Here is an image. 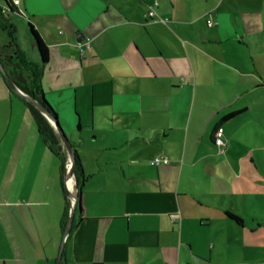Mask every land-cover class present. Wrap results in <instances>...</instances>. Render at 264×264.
Listing matches in <instances>:
<instances>
[{
  "label": "crops",
  "instance_id": "crops-1",
  "mask_svg": "<svg viewBox=\"0 0 264 264\" xmlns=\"http://www.w3.org/2000/svg\"><path fill=\"white\" fill-rule=\"evenodd\" d=\"M0 1L84 173L66 235L64 157L0 68V264H264V0Z\"/></svg>",
  "mask_w": 264,
  "mask_h": 264
},
{
  "label": "trees",
  "instance_id": "trees-1",
  "mask_svg": "<svg viewBox=\"0 0 264 264\" xmlns=\"http://www.w3.org/2000/svg\"><path fill=\"white\" fill-rule=\"evenodd\" d=\"M7 1V3L10 5V8L13 9V6H16L13 0H3ZM1 2V1H0ZM0 15H2L4 18L8 20V18L5 16L3 11V6L0 5ZM29 30L32 35V38L35 42V45L39 51L40 60L36 61L31 59L18 45L16 38L14 36L13 31H10L11 39L10 41L4 45L5 49H8V53H0V60L2 61L5 69L8 71L10 76L13 78V80L17 83V85L28 95L35 98L36 101H38L40 104L44 105L53 115L57 116L56 111L51 106V104L48 102V100L45 97V93L42 87V75L45 64L49 60V47L47 43L44 41L42 36L40 35L39 31L35 28L34 24L29 21ZM11 26L13 24L11 23ZM11 92L18 96L20 99H22L28 106V108L31 111L33 121L37 126L39 134L42 136L45 142L49 145L50 149L53 150L57 155L64 157V166L63 169L66 167V157H65V151L62 144V141L58 134L55 132L54 128L44 115V113L39 110L34 104L29 102L27 99L22 97L19 93L15 92L12 88H10ZM240 113V111H235L230 114H228V117H233ZM74 147V173L75 178L78 186H81L82 180L84 178L83 173V166L81 163L80 156L78 154V151ZM64 194H65V200H66V208H65V214L64 218L62 220V227L63 229L66 228L70 209L72 205V200L70 197V193L67 190L66 185H64ZM81 200L80 195L77 202L78 207L81 206ZM229 216L242 220L239 216L228 213ZM94 264H103V263H94Z\"/></svg>",
  "mask_w": 264,
  "mask_h": 264
},
{
  "label": "rangeland",
  "instance_id": "rangeland-1",
  "mask_svg": "<svg viewBox=\"0 0 264 264\" xmlns=\"http://www.w3.org/2000/svg\"><path fill=\"white\" fill-rule=\"evenodd\" d=\"M13 1L17 6H20L19 3L21 0H13ZM1 6H3V5H1ZM22 9L24 10V8H22ZM22 9H21L22 14H20L17 11L11 12L9 15V17H11V18L8 17V20L6 18H4L2 15H0V53L5 54V53L9 52L8 49L4 48V45L10 41V39H11L10 31H13L19 47L30 58H32L31 57L32 50H33V48H36V46L34 44V41L32 39V35H31L29 27H28V21L26 20V18H29V15L26 14L24 11H22ZM3 11L5 12L4 13L5 16H7V14H8L7 13L8 12L7 6L3 7ZM11 23L13 24V26H11ZM51 100H53L52 97H51ZM54 105H56V107H58L57 103H55ZM72 111H74V109ZM70 117H71L72 121L75 120L76 123L78 122V117L77 116L75 117L74 115H72V112L70 113ZM60 120L64 124V129H65L67 135L69 136L71 141H73L71 137H72L74 131L71 130V128L68 126V124L64 120V118L60 119ZM76 126H77V124H76ZM76 133H80V131H76ZM73 145H74V143H73ZM64 150H65L66 155H67V157L65 156L67 158L66 164H68V162L70 163V152L68 151V149L66 147H64ZM67 172L68 173L71 172V176H72V173L74 174V170L72 171L69 169V171H67ZM65 178H66V173H65ZM67 178H68V175H67ZM68 186L70 187L69 193H70V197H71L72 204H73L74 199L72 198V195L74 196V198H75V195H77L76 187H74V185H71L69 183H68ZM72 190H73V192H71Z\"/></svg>",
  "mask_w": 264,
  "mask_h": 264
},
{
  "label": "water",
  "instance_id": "water-1",
  "mask_svg": "<svg viewBox=\"0 0 264 264\" xmlns=\"http://www.w3.org/2000/svg\"><path fill=\"white\" fill-rule=\"evenodd\" d=\"M0 68L9 84V86L17 93H19L22 97H24L25 99H27L29 102H31L32 104H34L39 110H41L45 116L51 121L52 127L54 128L55 132L58 134V136L60 137L62 143L64 144V146L68 149V151L70 152V170L73 171L74 168V147H73V142L71 141V139L69 138V136L67 135L65 129L62 127V125L59 122V119L57 116L53 115L44 105L40 104L38 101L35 100V98L31 97L30 95H28L26 92H24L18 85L17 83L13 80V78L10 76V74L8 73V71L5 69L2 61L0 60ZM65 184L67 186L68 189H70V187L68 186V182L65 178ZM73 192V190L71 191ZM79 199V195H75V199L74 202L72 204L71 210H70V214H69V218H68V222L66 225V235H68L72 229V225L74 222V218H75V214L77 212V202ZM62 258H63V252L60 253L59 258H58V262L57 264H62Z\"/></svg>",
  "mask_w": 264,
  "mask_h": 264
},
{
  "label": "built area",
  "instance_id": "built-area-1",
  "mask_svg": "<svg viewBox=\"0 0 264 264\" xmlns=\"http://www.w3.org/2000/svg\"><path fill=\"white\" fill-rule=\"evenodd\" d=\"M155 14V10L152 8L151 11H150V15L153 16ZM216 21L213 19V18H209L208 19V24L209 25H213L215 24ZM89 41H90V38H88L86 40V42L84 44H80V48H83L84 45H89ZM224 132H225V129L224 127L221 125L217 128L216 132H215V144L217 145V147L220 149V150H223L225 148V145H226V142H225V139H224ZM150 163L152 165H160V164H167L169 163V159L167 157H165L164 155L162 154H157L155 156H153L150 160ZM70 163L68 162V164H66V167H65V172H66V179L68 180L67 178V174L69 171V165ZM72 198H74V196L72 195Z\"/></svg>",
  "mask_w": 264,
  "mask_h": 264
},
{
  "label": "bare ground",
  "instance_id": "bare-ground-1",
  "mask_svg": "<svg viewBox=\"0 0 264 264\" xmlns=\"http://www.w3.org/2000/svg\"><path fill=\"white\" fill-rule=\"evenodd\" d=\"M8 83V82H7ZM10 87V86H9ZM68 181H69V184L72 185V176H71V172L68 173Z\"/></svg>",
  "mask_w": 264,
  "mask_h": 264
}]
</instances>
